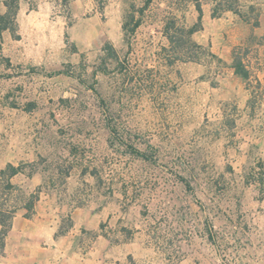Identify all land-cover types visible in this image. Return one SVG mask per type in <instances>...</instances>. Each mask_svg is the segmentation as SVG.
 <instances>
[{"label":"rangeland","instance_id":"1","mask_svg":"<svg viewBox=\"0 0 264 264\" xmlns=\"http://www.w3.org/2000/svg\"><path fill=\"white\" fill-rule=\"evenodd\" d=\"M27 1L0 36V138L34 143L27 171L107 214L130 264H264V112L212 93L194 0Z\"/></svg>","mask_w":264,"mask_h":264},{"label":"crops","instance_id":"2","mask_svg":"<svg viewBox=\"0 0 264 264\" xmlns=\"http://www.w3.org/2000/svg\"><path fill=\"white\" fill-rule=\"evenodd\" d=\"M208 3L205 13L201 8L203 27L192 34L198 35L200 43L208 44L218 61L211 77L216 81L211 91L221 89L223 101L239 107L238 112L246 119L260 120L259 115L264 112V0L249 1L254 18L248 16L246 20L229 10L214 17L211 0ZM26 5L27 0L18 1L16 18L28 10ZM5 10L0 0V13ZM235 54L249 71L247 79L234 72ZM254 106L263 108L257 112ZM256 143H264V130L256 137ZM38 155L41 154L32 142L6 144L0 138V170L8 165L19 168L10 177L0 175V198L6 180L14 186L7 189L8 193L19 190L21 194L12 207L0 201L3 209L13 210L0 249V264H130L126 260L132 255L134 243L113 239L116 227L101 224L107 214L75 200L62 202L33 170L27 171L28 167L35 168ZM32 196V208L28 210L26 203Z\"/></svg>","mask_w":264,"mask_h":264},{"label":"trees","instance_id":"3","mask_svg":"<svg viewBox=\"0 0 264 264\" xmlns=\"http://www.w3.org/2000/svg\"><path fill=\"white\" fill-rule=\"evenodd\" d=\"M18 1L19 0H3V5L5 6L6 10L4 13H0V36L1 33L4 30H10L12 32L15 31V16L17 13V9H18ZM150 0H146L144 3V6L147 5V3ZM196 3V10L198 12L197 18L199 20H201V7L199 4V0H194ZM212 2V16H220L222 14V12L224 11H232L238 15H240V17L243 20L248 19V16H245L247 14H243L242 12H240V10H237V4H238V0H211ZM252 9V6H250V10ZM257 22L254 20V24H256ZM127 25H129V23H124L123 24V29L126 31H128L127 29ZM139 25V20H136V22L133 23V25L131 26V28H129V31L132 32L134 31V29ZM196 26H191L190 28H188L185 32L186 34L189 36L191 35L193 32H195L197 29ZM165 32L167 33L169 30V26H165ZM182 31V30H181ZM212 56H214L213 54H211ZM232 67L234 68V72L238 75H240L243 79H247L249 77V71L248 69L244 66V64L241 62V60L239 59V56L237 54L234 55V59L232 61ZM19 171L18 167H13L11 165H8L5 169L0 170V175L3 177H10L11 175L15 174L16 172ZM14 186L12 184H10V182L8 180L5 181L4 184V188L5 189H11ZM32 202H33V196L31 197V199H29V201L26 203V208L28 210H30L32 208ZM13 212L12 209L9 210H5L3 209V203L0 204V249L3 245V239L7 233L9 224H10V218H11V213Z\"/></svg>","mask_w":264,"mask_h":264}]
</instances>
